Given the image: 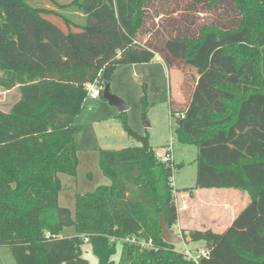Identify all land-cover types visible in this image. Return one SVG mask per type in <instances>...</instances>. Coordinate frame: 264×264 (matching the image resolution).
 Listing matches in <instances>:
<instances>
[{"label":"trees","instance_id":"16d2710c","mask_svg":"<svg viewBox=\"0 0 264 264\" xmlns=\"http://www.w3.org/2000/svg\"><path fill=\"white\" fill-rule=\"evenodd\" d=\"M33 1L0 0V87L20 91L9 112L0 110V248L16 264H90L82 251L88 243L99 264H196L162 239V213L170 229L179 216L174 164L159 160L149 136L126 121L141 146L99 151L111 184L77 194L75 215L59 203V174L77 176L74 121L88 85H110L119 65L155 59L138 41L149 0H47L56 9ZM230 1L236 27L204 26L197 38L169 40L161 54L168 67L181 59L198 75L187 106L170 104L179 141L198 148L196 185L185 192L240 190L250 202L223 233L182 235L205 242L209 255L198 264H264V0ZM67 228L75 234L64 235Z\"/></svg>","mask_w":264,"mask_h":264},{"label":"rangeland","instance_id":"374dc122","mask_svg":"<svg viewBox=\"0 0 264 264\" xmlns=\"http://www.w3.org/2000/svg\"><path fill=\"white\" fill-rule=\"evenodd\" d=\"M73 0H57L65 5ZM34 7L56 9L47 0L31 2ZM58 10V9H57ZM73 21H80L70 13ZM51 22L63 26L60 19L52 16ZM239 14L232 1L224 0L212 7L207 0H149L146 5V20L138 41L140 44L155 51V59L147 64L119 65L110 83L111 93L123 99L129 109L121 113L112 107L104 97L86 99L81 113L74 121L75 142L78 149L79 165L77 176L59 174L62 190L59 203L69 208L75 215V200L77 194L94 192L101 186H109L111 181L104 176L99 165L100 150H115L139 147L141 143L128 135L124 121L141 136H149L150 145L156 152L161 153L172 146L174 173L172 182L175 188L177 206H184V201L178 193L192 189L196 185L198 148L193 144H183L178 139V116L172 117L170 104L179 101V108L186 107L188 97L198 79L197 71L185 64L181 59L165 58L161 51L169 40L176 38H197L204 26L216 25L223 29L233 28L239 22ZM81 22V21H80ZM60 24V25H59ZM61 28V27H60ZM2 72L0 71V77ZM176 95H179V100ZM146 99V107L142 98ZM20 99L18 88L10 91L0 87V110L9 112ZM177 103V102H176ZM150 126L147 127L146 123ZM202 190V198H216L213 205H199L201 208L197 217L202 231H224L232 225L238 213L250 202L247 192L233 189H216L217 193L206 194L213 189ZM222 191V192H220ZM188 193V192H186ZM214 202V199H212ZM204 203V202H203ZM179 221V216H178ZM177 221V223H178ZM176 223V225H177ZM172 230L178 236L186 231ZM227 230V229H226ZM225 230V231H226ZM191 230H187L189 233ZM74 228H67L64 235H74ZM123 244L117 245L113 260L118 263L121 259ZM206 249L205 242L195 241L176 245L179 253ZM83 258L90 264H99L98 257L93 252L91 244L82 246ZM0 264H16L8 248H0Z\"/></svg>","mask_w":264,"mask_h":264},{"label":"crops","instance_id":"0c3cea01","mask_svg":"<svg viewBox=\"0 0 264 264\" xmlns=\"http://www.w3.org/2000/svg\"><path fill=\"white\" fill-rule=\"evenodd\" d=\"M178 97V99L180 98L179 95H176ZM181 100V99H179ZM175 102H177L176 104L179 106V101L175 100ZM181 104V103H180ZM208 193L206 194H214L217 193L216 189L207 191ZM214 192V193H212ZM222 192V191H220ZM202 190H196L192 195H190V193H186V192H182V193H178L180 194L181 197H183V199H187L184 201V206L180 207L178 206V211H179V221L176 225L178 231H186L187 230H191V231H202L198 226H199V221L197 220V217L199 215L200 212V207L199 205H203V206H208L207 204H214L216 203L215 200L216 198L214 197H210L211 195L207 196V198H202ZM212 199H214V202L212 201ZM204 202V203H203ZM249 203H247L245 205V207L238 213V215L246 208V206ZM238 215L235 217V219L238 217ZM234 219V220H235ZM233 220V221H234ZM233 223V222H232ZM230 226H228L229 228ZM226 228V229H228ZM225 229V230H226ZM224 230V231H225ZM224 231H216V233H223Z\"/></svg>","mask_w":264,"mask_h":264},{"label":"built area","instance_id":"2783aa9c","mask_svg":"<svg viewBox=\"0 0 264 264\" xmlns=\"http://www.w3.org/2000/svg\"><path fill=\"white\" fill-rule=\"evenodd\" d=\"M105 86L100 83L99 80H97L95 83H92L88 85V96H90L93 99H97L101 96V93L104 91ZM172 146H169L165 151H162L161 153L157 152V157L159 160L166 164H172L173 163V155H172ZM88 238L85 239V242H88ZM134 243H138L142 249H151L153 248V242L151 240L145 241L141 239H136L135 237L131 240ZM184 257L188 261H193L196 264L199 263V260L207 257L209 255L207 249H202L197 251V253H192L190 251L183 252Z\"/></svg>","mask_w":264,"mask_h":264},{"label":"water","instance_id":"95a60500","mask_svg":"<svg viewBox=\"0 0 264 264\" xmlns=\"http://www.w3.org/2000/svg\"><path fill=\"white\" fill-rule=\"evenodd\" d=\"M103 97L105 100H107L109 102V104L112 107L117 108L121 113L126 112L129 107L127 105V103L119 98L118 96L114 95L111 93L110 90V85L107 83L105 84V88L103 91ZM180 121H177V124H179ZM147 127L150 126V124L147 122L146 123ZM160 228L162 230V239L169 243V244H173V245H179L182 244L184 242L186 243H190L193 242L191 238H185V240L182 238V236H178L177 234H175V232L170 229L166 223V214L162 213L161 217H160Z\"/></svg>","mask_w":264,"mask_h":264}]
</instances>
